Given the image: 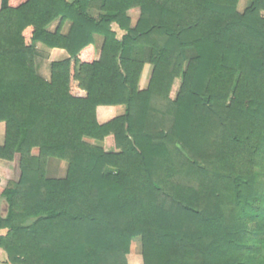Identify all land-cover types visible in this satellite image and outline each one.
<instances>
[{
	"label": "trees",
	"instance_id": "1",
	"mask_svg": "<svg viewBox=\"0 0 264 264\" xmlns=\"http://www.w3.org/2000/svg\"><path fill=\"white\" fill-rule=\"evenodd\" d=\"M239 1L1 0L7 264H128L136 238L142 264H264V0ZM36 44L68 55L49 81Z\"/></svg>",
	"mask_w": 264,
	"mask_h": 264
},
{
	"label": "crops",
	"instance_id": "2",
	"mask_svg": "<svg viewBox=\"0 0 264 264\" xmlns=\"http://www.w3.org/2000/svg\"><path fill=\"white\" fill-rule=\"evenodd\" d=\"M0 8H1V0H0ZM130 13H132V12H130ZM135 22L136 21H132V24L134 25ZM66 26H67V29L64 31ZM113 26L116 28V31H118V35L120 34L118 37V38H120L123 35V32L119 31L115 25H113ZM69 27H70V23H66V25L63 28V34H66L68 32ZM97 40H101L100 46H99V50H100V47L102 44V38L95 36V42H97ZM36 47L40 51L43 52V54L46 58V60L44 61L46 64L45 65L46 68H42V69L39 68V65H38L37 59H36L35 64H36L37 73L41 78H43L46 81H49V79H50V65L54 62H60V61L66 60L68 58V55L63 50L47 49V48H45V46L42 47L41 44H36L35 48ZM98 54H97V56H98ZM124 112H125V108L123 106L98 107L96 110L97 121L99 124H104V123H106V122H108V121H110L116 117L122 116L124 114ZM3 142H4V136L0 132V146L3 145ZM4 166H6V165H4ZM5 186H6V181L2 180V183L0 184V193L5 188ZM4 206H5V210L2 211L1 208H4ZM0 212L2 213V215H5V213H6V205H5V202L2 198H0ZM0 234H4V231H1ZM135 241H139V243H140L139 238L132 240L131 246H130V254H129V256H127L128 264H142L141 258L132 256L133 246H134L132 243ZM140 248H141V244H140Z\"/></svg>",
	"mask_w": 264,
	"mask_h": 264
},
{
	"label": "rangeland",
	"instance_id": "3",
	"mask_svg": "<svg viewBox=\"0 0 264 264\" xmlns=\"http://www.w3.org/2000/svg\"><path fill=\"white\" fill-rule=\"evenodd\" d=\"M248 6V2L247 1H244V0H240L239 1V4H238V11L239 12H242L246 7ZM94 16H96V13L95 12H92ZM130 17H131V20L132 21H136L137 18H138V12L137 11H134L132 13H130ZM113 30L116 31V28L114 26H112ZM67 29V26L65 27L64 31ZM117 33V37H119L118 35V31H116ZM100 42L101 40H97V42L95 43V46H96V53L98 54L99 53V46H100ZM42 47H44L42 45ZM46 48V47H45ZM48 49V48H47ZM147 53H149V50L148 49H144ZM36 59H37V63L39 65V68L42 69V68H46L45 67V56L43 54L42 51H40L37 47H36ZM137 56V57H142L144 59H146V53H144L143 51L138 53H134V56ZM143 85V84H142ZM89 143H95L91 140H88ZM13 172H14V176L16 177L17 175V169H16V166L13 165ZM66 170H67V164L65 162H62V161H58V160H55V159H50L48 161V164H47V168H46V177L49 178V179H60V178H63L66 174ZM1 210H5V206L4 208H1ZM134 246H133V252H132V256H135V257H139L141 258V248H140V243L139 241H135L132 243ZM130 254V252H129ZM129 256V255H128ZM0 262L1 264H7V260H6V255L5 253L0 250ZM128 262V260H127Z\"/></svg>",
	"mask_w": 264,
	"mask_h": 264
}]
</instances>
